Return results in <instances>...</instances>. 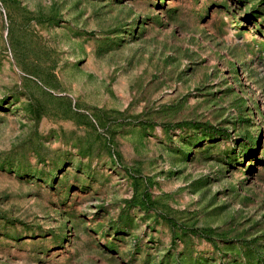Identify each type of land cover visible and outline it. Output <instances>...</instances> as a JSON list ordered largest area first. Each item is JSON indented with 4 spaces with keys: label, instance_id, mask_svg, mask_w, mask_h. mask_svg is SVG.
<instances>
[{
    "label": "rangeland",
    "instance_id": "rangeland-1",
    "mask_svg": "<svg viewBox=\"0 0 264 264\" xmlns=\"http://www.w3.org/2000/svg\"><path fill=\"white\" fill-rule=\"evenodd\" d=\"M0 264H264V0H0Z\"/></svg>",
    "mask_w": 264,
    "mask_h": 264
}]
</instances>
